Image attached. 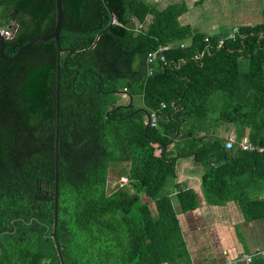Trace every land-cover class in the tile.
I'll use <instances>...</instances> for the list:
<instances>
[{
  "label": "trees",
  "instance_id": "trees-1",
  "mask_svg": "<svg viewBox=\"0 0 264 264\" xmlns=\"http://www.w3.org/2000/svg\"><path fill=\"white\" fill-rule=\"evenodd\" d=\"M106 3L112 17L101 0H61L58 47L48 39L0 57V264H181L173 203L190 211L196 197L176 183L163 190L179 158L206 165L207 196L264 219V197L246 195V182L264 184V0L262 20L219 46L225 33L179 22L183 1ZM0 20L11 56L52 31L55 0H0ZM228 137L262 150L224 149ZM218 159L229 173L211 166ZM117 164L127 180L107 193Z\"/></svg>",
  "mask_w": 264,
  "mask_h": 264
},
{
  "label": "crops",
  "instance_id": "crops-1",
  "mask_svg": "<svg viewBox=\"0 0 264 264\" xmlns=\"http://www.w3.org/2000/svg\"><path fill=\"white\" fill-rule=\"evenodd\" d=\"M246 131L245 128L244 133ZM228 134L235 135L234 126L229 129ZM214 157L219 156L215 154ZM210 164L214 167L220 166L225 174L231 170V167L220 159L211 161ZM119 165L121 164L112 165L108 173H117ZM205 166L202 161L192 157L179 158L176 161L173 183L181 188L193 189L196 197L194 209L176 212L178 226L188 253L181 264H264V254L254 255L264 250V219L247 221L234 201L216 200L207 196L200 187V176ZM108 177L107 175V180ZM119 177L121 174L114 177L111 182H117ZM246 183L250 185L252 182ZM252 184H257L254 190H258L261 196L250 197H264L262 192L264 184ZM177 188H173L170 193ZM247 191L246 188V195ZM249 254L254 255L249 261L242 259V255Z\"/></svg>",
  "mask_w": 264,
  "mask_h": 264
},
{
  "label": "rangeland",
  "instance_id": "rangeland-1",
  "mask_svg": "<svg viewBox=\"0 0 264 264\" xmlns=\"http://www.w3.org/2000/svg\"><path fill=\"white\" fill-rule=\"evenodd\" d=\"M158 1V6L162 7L170 2L183 1L186 5V10L180 15L179 22L187 25L191 31H200L204 33H227L233 26L241 24H254L262 20L261 9L263 6V0H153ZM149 17V16H148ZM6 22L0 20V26H3ZM239 69L245 70L247 68L246 59H239ZM118 102H123L124 98L120 97L119 93H116L114 97ZM136 98H133L132 105L137 106ZM117 173H108V186L106 192H110L116 186L122 182L119 177L117 182H111L114 177L123 174L125 164L118 166ZM244 177V176H243ZM240 177L238 179H242ZM233 178V177H232ZM242 181H247L244 177ZM257 184H248L247 196L259 195L258 190H254ZM173 179L168 178L164 191L173 190ZM261 192V191H260ZM264 192V191H262ZM261 196V195H259ZM143 200L148 201L145 195H141ZM174 204V208L177 211L178 207ZM184 258L183 260H185Z\"/></svg>",
  "mask_w": 264,
  "mask_h": 264
},
{
  "label": "built area",
  "instance_id": "built-area-1",
  "mask_svg": "<svg viewBox=\"0 0 264 264\" xmlns=\"http://www.w3.org/2000/svg\"><path fill=\"white\" fill-rule=\"evenodd\" d=\"M137 27H139V24H137ZM12 28L14 30L15 26ZM236 30H237V28L235 26H233L229 32L225 33L224 37H220L217 39L216 46L221 45L224 38H232L234 33L236 32ZM0 35L5 39L10 38L12 35V31H11V29H9L5 26H0ZM205 40H206V38H205ZM170 46H171V44H166L163 47H159L156 50L149 52L146 55V62L148 64H151V63L155 62L156 60L163 61V55L160 51L166 50ZM179 46L182 47L183 44H179ZM205 49H207V47ZM149 72H150V70H149ZM146 123L149 124L150 126L155 125V117L152 113L150 115H146ZM223 147H224V149H231V148L236 147L242 151H258V152H260L262 150V148L255 146L250 141H248L247 138H245V137H241L239 139H234L233 137H228L223 142ZM121 180H122L121 183H125L127 179L125 176H123L121 178ZM256 254H264V250L254 253V255H256ZM254 255H252V254L242 255V259H244L245 261H249L252 258V256H254Z\"/></svg>",
  "mask_w": 264,
  "mask_h": 264
},
{
  "label": "water",
  "instance_id": "water-1",
  "mask_svg": "<svg viewBox=\"0 0 264 264\" xmlns=\"http://www.w3.org/2000/svg\"><path fill=\"white\" fill-rule=\"evenodd\" d=\"M103 2V4L105 5V7L107 8V10L109 11L111 17H112V14L107 6V3H106V0H101ZM61 20H62V11H61V0H55V22H54V25H53V28H52V31L47 34V35H44L42 37H38L36 39H33L25 44H23L22 46L19 47V49L11 56H5L2 52V44H3V40L4 38L0 35V57L3 59V60H14L22 51H24L25 49L33 46V45H36V44H39L41 42H44L48 39H53L55 41V44L56 46L58 47V36H59V31H60V26H61ZM112 22V21H111ZM110 22V23H111ZM14 27V26H13ZM97 37V36H96ZM95 37V39H96ZM58 53H59V49H57ZM64 51H67L68 54H71L72 53V50L70 49H62L61 52H64ZM55 224V223H54ZM54 224H53V227H54ZM56 249L58 250V246L56 245ZM59 256V254H58ZM60 259V257H59ZM60 263L62 264L61 262V259H60Z\"/></svg>",
  "mask_w": 264,
  "mask_h": 264
}]
</instances>
